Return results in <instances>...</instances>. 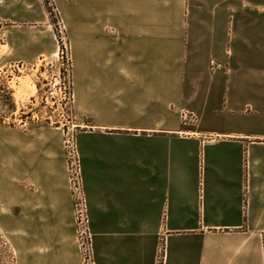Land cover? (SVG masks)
<instances>
[{"label":"crops","instance_id":"1","mask_svg":"<svg viewBox=\"0 0 264 264\" xmlns=\"http://www.w3.org/2000/svg\"><path fill=\"white\" fill-rule=\"evenodd\" d=\"M99 28L71 75L96 263L264 264V0H105ZM0 228L15 264H81L60 132L0 130Z\"/></svg>","mask_w":264,"mask_h":264},{"label":"rangeland","instance_id":"2","mask_svg":"<svg viewBox=\"0 0 264 264\" xmlns=\"http://www.w3.org/2000/svg\"><path fill=\"white\" fill-rule=\"evenodd\" d=\"M95 26L105 33V0H0V130L58 131L67 160L65 140L80 129L71 112L72 70L78 71L82 43L92 39L88 31ZM78 226L74 221L75 234ZM87 227L96 263L94 249H105V225ZM15 263L0 228V264Z\"/></svg>","mask_w":264,"mask_h":264},{"label":"built area","instance_id":"3","mask_svg":"<svg viewBox=\"0 0 264 264\" xmlns=\"http://www.w3.org/2000/svg\"><path fill=\"white\" fill-rule=\"evenodd\" d=\"M210 64L212 65L213 69L224 68L221 63H216L214 60H210ZM67 99H70V94ZM181 117L185 122H192L195 120V116L193 115V113L186 110H183L181 112ZM65 147H67L68 150L67 171L73 201L74 221L77 225H79L76 228V237L81 264H96L93 255L91 234L87 227V205L82 187V179L79 169V157L73 137H68L65 140Z\"/></svg>","mask_w":264,"mask_h":264},{"label":"trees","instance_id":"4","mask_svg":"<svg viewBox=\"0 0 264 264\" xmlns=\"http://www.w3.org/2000/svg\"><path fill=\"white\" fill-rule=\"evenodd\" d=\"M4 92V88H2V87H0V93H3ZM3 97V94H0V97ZM7 99H8V101L10 102L9 104V106H10V109H14V105H13V103H12V99H11V97H6ZM2 107V105L0 104V108ZM2 120H3V116L2 117H0V124L2 123Z\"/></svg>","mask_w":264,"mask_h":264},{"label":"bare ground","instance_id":"5","mask_svg":"<svg viewBox=\"0 0 264 264\" xmlns=\"http://www.w3.org/2000/svg\"><path fill=\"white\" fill-rule=\"evenodd\" d=\"M76 60V59H75ZM79 64V63H78ZM76 65V64H75ZM78 66V65H77ZM74 72V71H73Z\"/></svg>","mask_w":264,"mask_h":264}]
</instances>
